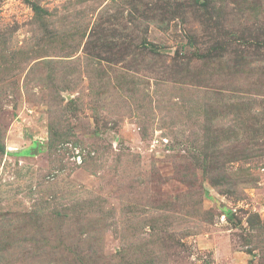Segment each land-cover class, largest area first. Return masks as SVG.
Masks as SVG:
<instances>
[{
    "label": "rangeland",
    "instance_id": "obj_1",
    "mask_svg": "<svg viewBox=\"0 0 264 264\" xmlns=\"http://www.w3.org/2000/svg\"><path fill=\"white\" fill-rule=\"evenodd\" d=\"M0 264H264V0H0Z\"/></svg>",
    "mask_w": 264,
    "mask_h": 264
}]
</instances>
